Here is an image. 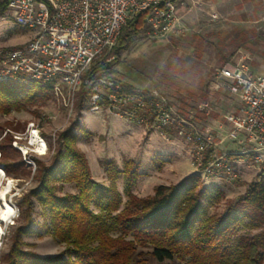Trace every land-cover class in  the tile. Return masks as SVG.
<instances>
[{
  "label": "rangeland",
  "instance_id": "obj_1",
  "mask_svg": "<svg viewBox=\"0 0 264 264\" xmlns=\"http://www.w3.org/2000/svg\"><path fill=\"white\" fill-rule=\"evenodd\" d=\"M31 39L30 30L16 25L6 10L0 17V47L21 45ZM104 61L109 66L96 72V78L112 77L122 86L157 92L170 102L177 118L192 122L200 132L216 134L215 139L224 138L229 129L225 115L238 111L240 101L229 92L226 83L217 78L216 72L218 68L234 63H242L256 72L264 71V0H181L176 27L171 32L154 35L148 26L147 31L134 37L120 56L111 52ZM78 92L69 94L66 88L63 95L47 91L24 109L0 113V144L14 147L15 136L25 137L29 123L35 122L49 143L47 154L34 157L37 170L38 160L46 164L51 162L59 133L78 120L79 126L90 133L78 131L76 145L85 154L94 179L109 185L106 163L114 161L123 169L126 160L133 159L138 165L139 176L132 189L138 196L147 197L152 196L160 184H174L189 174L198 173L207 186L201 199L209 214H222L233 206L258 174L252 167L243 172V167L240 176L229 181L196 172L191 162L190 142L175 127L163 132L157 127L138 124L119 115L110 106L95 108L91 96L81 100ZM81 102L83 109H79ZM206 103L208 106L202 109ZM187 128L185 130H189ZM236 146L225 139L217 145V153L232 151ZM17 150L21 158L12 151L11 157L4 158L0 152V168L5 170L7 177L14 179L7 200L15 206L16 212L12 220L3 223L0 264L10 263L15 232L26 223L24 196L39 184L33 166ZM21 159L30 174H23L16 167V162ZM8 167L15 173H8ZM116 184L123 194V174ZM56 186L59 195L77 191L72 183H57ZM31 208L34 231L21 236L22 250L32 251L39 257H57L60 260L57 264H79L69 256L66 244L53 236L48 210L35 198ZM258 230L245 220L233 237L234 257L239 256L240 236ZM149 251L150 248L140 247L138 260L133 264L185 262L177 258L160 263ZM19 262L29 264L20 259Z\"/></svg>",
  "mask_w": 264,
  "mask_h": 264
},
{
  "label": "trees",
  "instance_id": "obj_2",
  "mask_svg": "<svg viewBox=\"0 0 264 264\" xmlns=\"http://www.w3.org/2000/svg\"><path fill=\"white\" fill-rule=\"evenodd\" d=\"M8 2L0 0V17L5 14ZM146 13L135 14L125 26L112 50L117 57L136 35L148 30ZM104 60L93 66L90 82L83 81L78 92L81 100L97 92L95 74L109 66ZM123 87L131 89L125 84ZM47 91L54 92L53 86L41 81L20 76L0 79V113L24 109ZM99 105L107 107L108 100L102 99ZM79 109H83L82 102ZM78 131L90 133L74 120L59 133L51 162L38 160L34 177L39 184L24 196L26 223L15 232L9 264H20L19 259L29 264L60 262L57 257H39L21 248V236L34 231L31 226L34 198L48 210L53 236L66 244L69 256L79 264H133L138 260L140 247L150 248L152 258L160 263L181 258L185 261L181 264H264V167L233 206L222 214H209L201 199L207 186L198 173L174 184H160L147 197L138 196L132 189L139 176L133 159L126 160L123 169L108 161L105 170L111 183L97 181L85 154L76 145ZM11 151L21 156L11 144H0L4 158L11 157ZM16 167L23 174L31 173L22 159L16 162ZM7 172L15 173L9 167ZM121 174L123 194L116 184ZM57 183H72L77 191L59 195ZM246 219L252 228L259 230L240 236L239 256L234 257L233 237Z\"/></svg>",
  "mask_w": 264,
  "mask_h": 264
},
{
  "label": "built area",
  "instance_id": "obj_3",
  "mask_svg": "<svg viewBox=\"0 0 264 264\" xmlns=\"http://www.w3.org/2000/svg\"><path fill=\"white\" fill-rule=\"evenodd\" d=\"M180 1L9 0L7 16L16 25L30 30L32 39L21 45L0 47V79L20 76L51 84L56 94L63 95L64 88L73 94L83 81L90 82L93 66L111 54L135 14L147 11L146 23L153 34L164 35L176 27ZM216 76L240 101L238 111L225 115L229 129L219 139H215L216 134L200 132L192 122L177 118L170 102L157 92L124 90L120 81L112 77L96 78L97 92L91 97L95 108L106 98L108 106L119 115L138 124L163 132L175 127L190 142L196 172L233 181L243 167H252L258 173L264 167V71L256 72L242 63H234L218 68ZM207 106L206 103L201 108ZM27 129L25 137L15 136L13 145L35 172L34 157L47 154L49 143L35 122H30ZM35 130L40 142L46 144L44 154L38 150L39 142L32 141ZM24 138L27 141L22 142ZM225 139L237 146L219 154L217 145ZM15 216L16 212L9 219Z\"/></svg>",
  "mask_w": 264,
  "mask_h": 264
},
{
  "label": "bare ground",
  "instance_id": "obj_4",
  "mask_svg": "<svg viewBox=\"0 0 264 264\" xmlns=\"http://www.w3.org/2000/svg\"><path fill=\"white\" fill-rule=\"evenodd\" d=\"M32 141L39 142L38 150L44 154L46 144L44 141L40 142L39 134L35 130L32 134ZM14 185V179L7 177L5 170L0 168V238H2L4 232L3 223L9 219V216L15 212L14 207L8 202L7 195ZM9 221V220H8Z\"/></svg>",
  "mask_w": 264,
  "mask_h": 264
},
{
  "label": "crops",
  "instance_id": "obj_5",
  "mask_svg": "<svg viewBox=\"0 0 264 264\" xmlns=\"http://www.w3.org/2000/svg\"><path fill=\"white\" fill-rule=\"evenodd\" d=\"M246 169H247V168H245V169L243 170V172H245V171H246Z\"/></svg>",
  "mask_w": 264,
  "mask_h": 264
}]
</instances>
